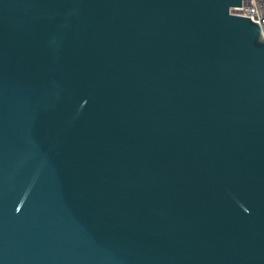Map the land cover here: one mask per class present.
<instances>
[{
	"label": "water",
	"instance_id": "obj_1",
	"mask_svg": "<svg viewBox=\"0 0 264 264\" xmlns=\"http://www.w3.org/2000/svg\"><path fill=\"white\" fill-rule=\"evenodd\" d=\"M242 2L0 0V264H264Z\"/></svg>",
	"mask_w": 264,
	"mask_h": 264
},
{
	"label": "built area",
	"instance_id": "obj_2",
	"mask_svg": "<svg viewBox=\"0 0 264 264\" xmlns=\"http://www.w3.org/2000/svg\"><path fill=\"white\" fill-rule=\"evenodd\" d=\"M230 13L257 22L264 38V0H243L240 8H230Z\"/></svg>",
	"mask_w": 264,
	"mask_h": 264
}]
</instances>
